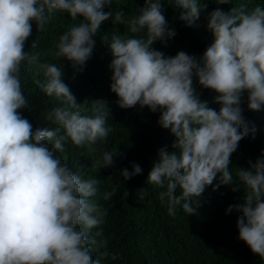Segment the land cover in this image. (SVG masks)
<instances>
[{
  "label": "clouds",
  "instance_id": "obj_1",
  "mask_svg": "<svg viewBox=\"0 0 264 264\" xmlns=\"http://www.w3.org/2000/svg\"><path fill=\"white\" fill-rule=\"evenodd\" d=\"M218 2L232 5V0ZM112 4L0 0V264H102L119 259L107 250L102 226L108 209L101 200H113L121 183L108 177L111 187L101 192L98 179L85 178L82 168L70 169L60 155L69 142L95 152L94 145L113 131L107 123L109 108L100 100L90 109L78 103L63 81L61 66L41 63L39 53L25 51L33 23L36 31L44 32L57 14L79 20L59 36L54 51L76 72L91 58L103 22L111 18L114 25L126 26L131 35L114 31L103 37L112 57L110 90L121 109L138 106L158 113L157 125L175 138L171 151L158 150L146 183L161 189L160 202L174 218L178 211L195 215L209 186L243 190L242 202L229 205L226 214L238 213L237 239L264 260V152L246 167L236 166L235 175L230 167L240 142L255 139L257 132L244 115L245 94L249 110H264V5L249 9L238 3L228 11L217 6L209 12L206 26L213 42L196 57L183 50L166 56L153 47L157 42L167 47L177 34L164 15L163 0H144L127 17L123 8L113 11ZM168 6L182 10L178 19L188 27L204 8L200 0H169ZM30 47L36 49L38 41ZM26 68L42 75L33 83L43 94L60 101L47 112L48 126L42 129H34L20 111L29 106L22 85ZM198 87L215 93L218 109L201 99ZM121 155L105 150L95 167L111 168ZM142 171L131 162V171L123 168L119 175L127 181ZM146 194L140 189L138 199ZM128 195L124 191L120 198ZM94 247L104 249L95 259Z\"/></svg>",
  "mask_w": 264,
  "mask_h": 264
},
{
  "label": "trees",
  "instance_id": "obj_2",
  "mask_svg": "<svg viewBox=\"0 0 264 264\" xmlns=\"http://www.w3.org/2000/svg\"><path fill=\"white\" fill-rule=\"evenodd\" d=\"M164 2V15L170 27L176 30V36L168 42L167 47L159 42L154 48L164 52L166 56H174L178 51H185L199 57L213 42V37L207 29L208 13L217 6L228 11L232 5L246 3L251 9L257 4L264 5V0H232L231 4L219 5L218 0H200L204 5L200 18L193 26L188 27L178 19L180 9L168 6ZM144 0H113L112 10L123 8L126 17L132 15L137 7H142ZM109 8L105 7L104 11ZM79 23L67 14H57L44 32L36 31L33 23L32 35L25 44V51L40 54V62L56 63L62 67L63 81L70 87L77 102H82L89 109L94 101L100 100L108 106L107 123L113 131L105 141H98L95 152L87 148L76 147L70 142L62 154V161L72 170L80 169L85 178H96L100 181V191L109 190L113 182L119 181L121 189L111 201L101 203L108 209L106 223L102 226L104 237L108 239V251L118 253L119 259H105L102 264H264V260L254 255L244 242L237 239L236 219L238 213L226 214L229 205L242 202L243 190L233 191L231 186L222 185L213 190L206 188L200 198V206L195 215L187 216L178 211L176 217L168 215L166 205L159 199L161 189L147 184V176L152 164L158 159V150L167 147L171 151L174 136L169 130L157 125L158 113L136 108L121 109L117 97L110 90L111 71L108 67L112 57L103 37L114 31L127 33L126 26L113 24L112 19L101 25L96 37V45L91 58L86 62L82 72L74 71L71 62L65 58L54 56L58 38L70 25ZM131 35V33H127ZM38 41V47L31 49L32 41ZM34 78L42 79V75L27 68L22 73V85L29 97V106L20 110L22 115L33 125L34 129L48 126L44 120L47 112L57 106L60 101L43 94L33 83ZM201 99L208 102L209 107L217 108L213 103L215 93L199 87ZM244 115L254 122L257 132L255 139H243L237 151L232 155L230 167L235 175V167H246L249 160L255 161L264 152V110L251 111L247 108V94L244 96ZM87 114H90L87 113ZM50 127L52 125H49ZM115 150L122 155L116 158L111 168L95 167L96 160L103 151ZM131 162L138 163L142 174L130 180L123 181L120 170L128 168ZM112 178V181L108 179ZM216 182L214 181V184ZM234 186L235 183H234ZM143 189L147 194L144 199H138V191ZM124 191L129 195L124 199ZM97 229H93L94 233ZM99 240V238H97ZM104 249H93V258Z\"/></svg>",
  "mask_w": 264,
  "mask_h": 264
}]
</instances>
